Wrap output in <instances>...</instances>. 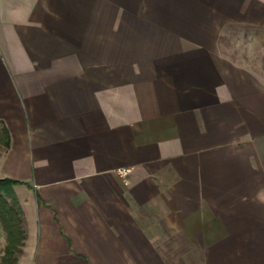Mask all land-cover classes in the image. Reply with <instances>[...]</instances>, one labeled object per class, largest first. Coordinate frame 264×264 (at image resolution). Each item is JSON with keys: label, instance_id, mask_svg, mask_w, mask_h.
I'll list each match as a JSON object with an SVG mask.
<instances>
[{"label": "crops", "instance_id": "crops-1", "mask_svg": "<svg viewBox=\"0 0 264 264\" xmlns=\"http://www.w3.org/2000/svg\"><path fill=\"white\" fill-rule=\"evenodd\" d=\"M0 123L17 264H264V0H0Z\"/></svg>", "mask_w": 264, "mask_h": 264}, {"label": "trees", "instance_id": "trees-1", "mask_svg": "<svg viewBox=\"0 0 264 264\" xmlns=\"http://www.w3.org/2000/svg\"><path fill=\"white\" fill-rule=\"evenodd\" d=\"M10 135L5 126L0 123V148L8 149ZM21 182L13 179H0V222L6 233V246L1 258V264H17L19 254L26 239L25 219L19 203L10 202L1 192Z\"/></svg>", "mask_w": 264, "mask_h": 264}, {"label": "rangeland", "instance_id": "rangeland-1", "mask_svg": "<svg viewBox=\"0 0 264 264\" xmlns=\"http://www.w3.org/2000/svg\"><path fill=\"white\" fill-rule=\"evenodd\" d=\"M3 150V148H0V151ZM10 202L16 203L18 202L16 193L14 190H11L10 188H6L1 192ZM19 203V202H18ZM21 207V206H20ZM24 216V215H23ZM4 242H6V233L5 230L0 222V264H1V258L4 253Z\"/></svg>", "mask_w": 264, "mask_h": 264}, {"label": "built area", "instance_id": "built-area-1", "mask_svg": "<svg viewBox=\"0 0 264 264\" xmlns=\"http://www.w3.org/2000/svg\"><path fill=\"white\" fill-rule=\"evenodd\" d=\"M131 172V169H121L118 171V174L121 176V177H126L127 175H129Z\"/></svg>", "mask_w": 264, "mask_h": 264}]
</instances>
